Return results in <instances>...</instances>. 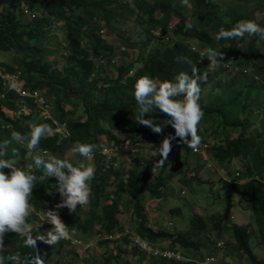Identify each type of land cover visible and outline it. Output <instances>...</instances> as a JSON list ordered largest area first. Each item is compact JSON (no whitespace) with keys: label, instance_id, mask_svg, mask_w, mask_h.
I'll return each mask as SVG.
<instances>
[{"label":"trees","instance_id":"obj_1","mask_svg":"<svg viewBox=\"0 0 264 264\" xmlns=\"http://www.w3.org/2000/svg\"><path fill=\"white\" fill-rule=\"evenodd\" d=\"M1 1L9 7L4 6L0 11V53L16 51L23 54V59L18 60V64L0 62V142L11 141L8 148L9 157L12 156V150L16 149L22 157L20 164L32 165L39 178L31 200L33 214L29 217L35 231L46 232L51 227L42 222L40 216L44 215L47 209L55 208L61 197L56 192L58 185L55 178L44 176L42 169L34 167L31 159L33 154L27 153L25 147L12 141L11 132L29 133L32 127L30 121L37 118L34 125L47 124L50 130L54 127V120L67 122L68 131L70 130L68 139L47 133L36 150L40 155L47 153L66 159L67 153L76 141L97 145L93 159L96 161V172L91 182L93 196L87 210L82 207H78L76 213H70L67 208L59 210L62 220L69 229H74V234L70 236L84 237L95 233L104 236L121 232L123 226L119 216L128 205L131 207L133 220L138 222L134 225V231L142 239L151 244L165 241L169 243L168 249L195 251L198 253V259L206 260L208 259L206 255L200 254L203 253L205 244L198 236L199 233L206 232L207 248L214 251L212 255L217 259V248L211 235L213 232L207 231L205 218L196 216L194 231L187 234L175 233L169 228L154 229L150 225L149 211L144 198L148 196V200L149 198L153 200L165 197L164 189L170 177L163 173V167L157 175L150 174L140 162L130 167L120 164L119 167L111 166L106 169L103 161L104 147H101L99 140V137L104 136L108 148L114 149L124 142L119 135H128L132 145H153L155 149L166 136L174 135V129L170 125H166L163 134H156L135 120L138 105L133 95L134 85L142 76L163 81L174 80L180 71L191 74V64L183 60L178 61V58H186L197 65L202 75L208 73L207 80L201 81L200 103L205 115L199 125L201 145L208 146L207 161L214 164L216 170L219 167L217 168L215 163L220 161L222 168L226 170L227 177L221 178L220 181L226 192L229 210L234 204V194H238L257 216L259 227L256 236L264 251V40H260L258 36L243 40L214 39L220 27L230 29L240 20H253L264 26V20L259 22L255 17L247 16L245 13L241 3L250 0H231L240 3L239 7L229 6L231 11L227 9L229 5L226 3L227 0L216 2L190 0L191 17H188V7L182 6L181 0H135L134 12L139 15L138 21L143 25L142 34L145 37L138 43L124 41L126 47L120 52L122 57L121 62L119 58L118 64L112 63V59L117 57L116 50L104 39L101 31L106 32L107 29L109 33H113L117 29L113 28L115 22L120 24L128 21L124 11L133 13L128 1ZM22 6H27L33 13L41 14L36 17L37 19H30L21 13ZM59 22L63 23L66 45L63 50H59L62 48L61 45H56L59 48L56 52L51 49L48 34ZM188 23L194 27V32L187 31ZM193 40L196 41V46H193ZM226 44L229 45L230 51L223 60L225 62L222 61L218 68L224 70V63L233 59L237 66L242 63L244 66L247 65L250 74L245 75L247 70H244L245 73L233 71L227 75L230 79L228 82H221L218 78L219 73L210 76L208 62L201 56L199 50L202 45H208L215 50L216 47H224ZM151 47L152 49L147 52ZM239 47L241 54L238 53ZM128 49H136L135 60L133 58L128 60L126 52ZM53 55L62 57V64L52 62L49 58ZM138 65L140 67H137ZM111 68H115V76L109 75ZM18 73H21L20 81L24 82V89L40 91L46 95L52 106L50 115L53 120L40 119V110L34 98L22 96L12 87L6 76ZM211 81L217 83L221 90L219 94H213L211 90L204 92ZM72 96L79 99L84 106V114L78 119H74L75 110H66V102L70 101ZM150 115L157 122L167 119L159 110L153 114H146L145 118H149ZM257 123H261V129L254 130ZM231 132H239L238 138L231 139ZM218 134L224 135L225 139H218ZM172 145L169 157L176 156L178 146L182 145L184 151L176 157L181 173L186 175L187 170H183V166L184 163L190 166L188 160L192 155L198 157L199 163L195 168L197 172L201 169V163L206 164L202 153L194 152L178 139L173 140ZM233 160L239 165L235 174L232 168L227 167ZM175 213H179V209L170 212L169 215L173 217ZM217 219L213 224V229L217 231L216 239H227L226 247L230 238V242L237 246L248 263L264 264L252 246L255 235L250 230L252 223L239 225L230 221L229 211L217 216ZM102 241L107 244L110 242L107 239ZM115 242L116 255L108 252V258L100 257L99 264H132L128 260L129 255L139 257L142 261L147 259L126 237ZM65 243L73 244V241L62 240L55 248L62 249ZM5 245L14 247L22 259L36 251L24 247L23 241L15 233H8L5 236ZM43 245V242L38 241L42 256ZM149 260L153 261V264H185ZM217 263L216 260L213 264ZM45 264L49 262L45 261ZM187 264L201 263L193 261Z\"/></svg>","mask_w":264,"mask_h":264},{"label":"clouds","instance_id":"obj_2","mask_svg":"<svg viewBox=\"0 0 264 264\" xmlns=\"http://www.w3.org/2000/svg\"><path fill=\"white\" fill-rule=\"evenodd\" d=\"M181 5L190 7V0H181ZM104 32L101 31L102 35ZM253 36L264 40V26L253 20H240L230 29L220 27L214 39L216 41L222 39L243 40ZM206 57L210 61L208 66L210 71H214L224 60V54L214 49H209ZM181 60L191 64V74L180 71L175 75L174 80L163 81L142 76L136 80L134 85L133 95L138 105L135 120L156 134L163 132L165 121L166 125H170L174 129V135L166 136L160 146L154 149L153 154L159 157L156 161L157 167H163L168 161L173 140L178 139L180 143L186 144L193 151H199L202 144L199 125L205 112L200 103L201 81L207 80L208 73L202 75L196 64L187 61L186 58H178V61ZM228 63H224V70H230L235 65L228 68L226 67ZM157 110L163 113L167 119L157 122L151 115L149 118H145L146 114H153ZM53 126L55 132L54 123ZM48 131L47 124H38L33 125L27 134H21L18 131L11 132V140L25 147L27 153L33 154L31 159L34 167L42 169L44 176L55 178L58 185L56 192L59 193L61 200L55 205V208L47 209L44 213L46 224L51 225L46 232L35 231L33 224L29 221V217L33 214L31 203L33 190L39 179L33 171V166L21 165L22 157L16 149L12 150V156L9 157L8 148L11 141L0 142V264H45V259L38 248V241L53 247L74 234V229L70 230L62 220L59 210L67 208L70 213H76L77 208L87 206L93 196L91 182L94 180L96 172L93 165L80 164L77 166L68 159H61L47 153L40 155L36 152L41 139ZM55 134L57 133L53 135ZM128 140L124 141L121 146L109 149L117 150L120 154V147L126 150L124 144L129 143L127 149L131 151L132 148H135L137 153L140 147L132 145L130 139ZM96 149L97 145L95 144L76 141L73 143L71 151L90 161L94 158ZM109 149L105 147L103 153L107 154ZM136 153L132 154L136 155ZM168 223L166 228H168ZM132 232L137 234L134 230ZM8 233H15L23 241V246L35 249V253L22 259L18 252L9 251V248L5 246V236ZM5 253L10 254L6 255ZM149 259L152 258L147 257V260Z\"/></svg>","mask_w":264,"mask_h":264},{"label":"rangeland","instance_id":"obj_3","mask_svg":"<svg viewBox=\"0 0 264 264\" xmlns=\"http://www.w3.org/2000/svg\"><path fill=\"white\" fill-rule=\"evenodd\" d=\"M128 1L133 13L124 11L125 17H127L128 21L122 22L120 24H116L115 22L113 24V28H117L116 31H113V33H109L106 29V32L103 33L104 39L110 43L112 46H114L116 50V56L120 58L122 54L120 52L124 50L123 48L126 47V44L124 41H130L138 43L140 42L145 35L142 34V29H144L138 21L139 15L134 12L135 7V0H124ZM228 3L227 9L228 11H231L229 9V6L235 7L238 6V2L235 3L231 2V0H227ZM191 5V4H190ZM241 5L244 7V11L247 14V16H253L255 17L259 22L264 20V0H250L245 1L241 3ZM9 7L5 2H2L0 0V11L3 9V7ZM188 17H191L192 15V5L188 7ZM176 24V23H175ZM189 24V23H188ZM62 22L57 23L52 29L50 30V33L48 36H50V46L51 49L57 50L59 48L56 47V45H61V49L66 45V39L65 34L62 30ZM174 26V25H173ZM188 32H194V27L191 25V23L188 25L187 28ZM193 46H196L197 43L195 40L192 41ZM150 49L147 50V52ZM209 49H213L212 47L208 45H202L200 48V53L202 57H205V60H207L208 65L210 64V61L206 57L207 52ZM215 50L217 52H221L224 54V60L229 54V45L226 44L224 47H216ZM243 50V47H242ZM239 54H241V48L239 47L238 50ZM128 54V60L133 58L134 60L137 57V51L136 49H128L126 51ZM237 53V51H236ZM58 56V55H55ZM50 56V60L53 62H59V64H62V57H55ZM23 59V54H20L16 51H8V52H1L0 53V62H7L12 64H18V60ZM17 60V61H16ZM262 60V59H260ZM252 61V60H250ZM225 62V61H223ZM243 64V63H242ZM241 64V65H242ZM237 64L234 65V67L230 70H221L220 68H216L214 71H210V76H214V74L219 73V80L221 82H228L230 79L228 78V73H232L233 71H236L235 73L243 72L244 70H247V74H250V71L248 73V68L244 65ZM137 67H140L139 65ZM242 67V68H240ZM115 68H111L109 70L110 76H115ZM16 84H18L20 81H15ZM15 84V83H14ZM217 83L215 81H211V83L208 85V87L205 89L206 91H212L213 94H219L221 92L220 88L217 87ZM236 91V90H234ZM44 95V94H43ZM46 97V95H44ZM47 98V97H46ZM52 100V98H50ZM68 102V104H67ZM66 102V110L67 111H73L75 110L76 115L74 119H78L83 116L84 114V106L82 102L79 101V99L72 96L70 98V101ZM52 112V106L51 110ZM50 112V113H51ZM41 119V118H40ZM37 121L36 119H32L30 121V124L33 126ZM163 134L166 129V122L163 125ZM254 130L261 129V123H257V125L254 126ZM54 129H50L48 131L49 135H53ZM119 133V132H118ZM239 136V132H231L230 137L231 139H237ZM119 137L123 141H129L128 135H119ZM63 138V137H61ZM218 139L224 140V135L218 134ZM101 147L104 148L107 147V141L104 136L99 137ZM124 148L120 147V162H122L123 165L126 167H130L137 162L144 165L150 174L157 175L162 167L156 166V161L159 159L158 156L154 155V147L148 146L147 144H139L140 147L138 152L135 154H132V152L127 149V144H124ZM72 149V148H71ZM71 149L67 153L66 159L70 160L74 165L79 166L80 164H91L95 167L96 161L92 160H86L82 157H80L77 154H74ZM109 149V148H108ZM183 148L182 145L178 146L176 149V156H170L168 158V161L166 162L165 166H163L164 174L168 176L169 181L168 185L164 189L165 197L162 198H149L148 196L144 198V201L147 202V210L150 211V225H152V228L154 229H166V224L170 221L174 223L173 227L170 229L172 232H179L183 234L191 233L194 231V220L196 216H201L202 218H205L206 222V228L207 231L210 230L211 235L213 238L215 236L217 237V231L213 229L214 221L217 219V216L226 213L229 211V220L233 221L239 225H246L248 223H252V227H250V230H252L255 235L252 240V246L255 252L259 255V259L264 262V251L261 245L259 244V240L257 239L256 232L258 230V222L253 211L250 210V207L247 203H244L240 196L238 194H234V204L233 207L229 210V202L226 200L225 197V190L221 187L222 182L220 181L221 178L227 177L226 170L222 168L221 162L218 161L215 163V166L218 168L216 170L214 168V164L212 166H208L206 161V164L201 163L200 171L197 172L195 168L198 166V157L190 156L189 157V165L187 163H184L183 170H187L186 175L184 173H181L179 168V162L176 160V157L180 154H182ZM112 155H116L114 151L109 149V152L106 154L107 157ZM141 160V161H140ZM205 161V159H204ZM228 168H232L233 173L235 174L237 171V168L239 167L238 162L236 160H233L230 165L227 166ZM96 169V168H95ZM185 191V193H183ZM241 203V204H240ZM87 206H83L82 209L85 211L87 210ZM155 207L158 209L157 212L152 213V208ZM176 209H179V213H175L173 217L169 215L170 212H175ZM121 225L123 226V230H134V225L138 224L137 221H134L132 218V210L130 206H125L123 209V213L119 216ZM40 219L42 222H46L44 219V215L40 216ZM218 220V219H217ZM216 220V221H217ZM34 226V225H33ZM136 232V231H135ZM206 232L199 233V238L204 242L205 247L202 250L203 253H200L201 255H206L207 258L211 257L212 254H214V251H209L208 241H207V234ZM82 239L84 242V245L77 244L74 246L71 243H65L64 247L62 249H56L55 246L51 247L49 245L44 244L41 247V250L43 252V257L45 261H48L49 264H99L100 257L104 256V258H108V252H113V255H116V244L115 241H110L108 244L106 242L102 241V238L99 237L98 233L91 234L88 236H70L67 240H72L74 238ZM82 237V238H81ZM225 238V237H224ZM227 240V239H225ZM162 246H169L168 242L162 241L160 242ZM120 245V244H119ZM7 248H9V251L15 252V248L9 245H5ZM120 246H123L122 244ZM89 247V248H87ZM227 247V248H226ZM225 249H216L217 251V264H250L246 260L247 258L243 256V254L238 250L237 246L235 244H232L230 242V238H228V246H226ZM46 253V255H45ZM187 256L189 257H196L198 259V253L195 251H187ZM10 254V253H5ZM224 262H223V260ZM128 260L132 264H153V261L150 260H140L139 257H132L131 255L128 256ZM199 261L201 260L198 259ZM198 261V262H199ZM202 261V260H201ZM159 264V263H154Z\"/></svg>","mask_w":264,"mask_h":264},{"label":"built area","instance_id":"obj_4","mask_svg":"<svg viewBox=\"0 0 264 264\" xmlns=\"http://www.w3.org/2000/svg\"><path fill=\"white\" fill-rule=\"evenodd\" d=\"M3 1H5V0H3ZM20 10H21V13H23L25 16L29 17L30 19H37L36 17L40 16V14H41L40 12H34L33 13L31 10L28 9L27 6H22ZM102 63L104 64L105 60L102 61ZM112 63L118 64L119 58L118 57L113 58ZM233 65H234V60L231 59L226 67L232 68ZM20 76H21V73H18L17 75H14V76H6V78L10 80V84H12V87H14L16 89V91L18 93H20L22 96H31L34 98V101L37 104L36 106L40 110V118L41 119L53 120L51 118V115H50L51 105L49 104L48 99L40 91H30V90L24 89V86H23L24 82L20 81ZM15 81H20V82L18 84H16ZM53 123L55 125V133H57L59 136L63 137L64 139H68V137L70 136V132L68 131V128H67V122L62 123L61 121H54L53 120ZM127 145H129V143ZM207 149H208L207 145H201L199 151H194V152L202 153L203 159H205L207 161L208 160ZM131 151H132V153H136L135 148H132ZM114 152L116 155L110 154L109 157H107L106 154L103 153V155L105 156V159L103 161L105 162V168L106 169H108L111 166L119 167L121 164L120 154H118L117 150H114ZM207 165L212 166V163L207 162ZM237 174L239 175L238 172H237ZM152 212H157V208L153 207ZM173 225L174 224L172 222H169L167 226H168V228H172ZM99 237H101L102 240L107 239L109 241H120L121 239L126 237L131 242V245L133 247H135L140 252L144 253V255L148 258L162 259V260L174 261V262H178V263H191L193 261L198 262V259L196 257L191 258V257L187 256V253H186L187 251L171 250V249H168L167 247L159 245V244H151L145 240H142V238L140 236H138L137 234H135L131 230H124L121 232H116L114 234L104 235V236L99 235ZM72 241H73L74 246H76L77 244L84 245V242L82 241V239H78L75 237L74 239H72ZM212 241H214L217 249H222L223 247H225L226 242L222 238H220V239L213 238ZM87 248H89V247H87ZM216 260H217L216 257H214L212 255L210 258H208L206 260L199 261L198 263L213 264Z\"/></svg>","mask_w":264,"mask_h":264},{"label":"bare ground","instance_id":"obj_5","mask_svg":"<svg viewBox=\"0 0 264 264\" xmlns=\"http://www.w3.org/2000/svg\"><path fill=\"white\" fill-rule=\"evenodd\" d=\"M52 114V113H51ZM52 117V116H51ZM70 131V130H69Z\"/></svg>","mask_w":264,"mask_h":264},{"label":"crops","instance_id":"obj_6","mask_svg":"<svg viewBox=\"0 0 264 264\" xmlns=\"http://www.w3.org/2000/svg\"><path fill=\"white\" fill-rule=\"evenodd\" d=\"M152 226V225H151Z\"/></svg>","mask_w":264,"mask_h":264}]
</instances>
